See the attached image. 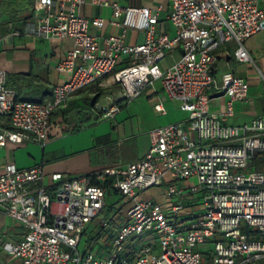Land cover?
<instances>
[{
	"label": "built area",
	"instance_id": "obj_1",
	"mask_svg": "<svg viewBox=\"0 0 264 264\" xmlns=\"http://www.w3.org/2000/svg\"><path fill=\"white\" fill-rule=\"evenodd\" d=\"M86 1L33 0L31 31L72 41L57 65L65 79L46 101L22 99L7 86V71L0 68V146L44 145L53 131V114L72 94L102 79L104 86L120 88L106 94L109 107H100L108 115L160 80L167 96L188 117L153 128L149 149L136 161L72 177L57 172L53 184L46 183L41 164H7L0 172V222L9 218L24 231L14 238L0 228V264L263 261L264 239L255 235L264 234V115L230 123L237 103L247 101L250 83L233 71L218 77L215 66L232 44L238 61L257 66L246 41L264 30V0H166L174 35L158 33L162 7L93 0L111 8L110 23L124 30L103 41L91 27H103L107 20L84 16L80 8ZM128 29L144 31L143 41L127 42ZM178 48L180 56L165 66V59ZM222 97L226 101L221 108L212 109V101ZM155 109L166 112L162 103ZM155 186H166L160 200L140 197ZM110 189L125 204L133 203L120 208L116 230L103 234L112 223L103 213ZM94 222L97 239L83 243V234ZM123 251L127 257H120ZM204 251L209 253L206 259Z\"/></svg>",
	"mask_w": 264,
	"mask_h": 264
},
{
	"label": "crops",
	"instance_id": "obj_2",
	"mask_svg": "<svg viewBox=\"0 0 264 264\" xmlns=\"http://www.w3.org/2000/svg\"><path fill=\"white\" fill-rule=\"evenodd\" d=\"M116 1L125 7H162L158 33L175 34L173 24L167 19L169 4L166 0ZM32 2L33 0H0V68L7 71V86L14 89L19 98L46 101L51 98L54 86L65 79V73L59 71L57 65L71 49L72 41L33 33L30 29L35 23ZM262 5L264 6V1ZM80 11L91 20L99 17L107 20L103 27H91V32L100 41L111 34L124 33L121 26L110 23L111 8L87 0ZM253 36L246 41V46L256 58L257 66L238 61L234 56L233 44L223 53V57L241 63V68L245 70L225 72L233 71L238 76L247 78L250 83L247 101L237 103L235 115L228 120L232 124H243L264 115V81L261 79V72L264 73V46H256L251 40ZM144 37L145 32L141 30L128 29L125 32L126 41L129 43H140ZM181 51V48L176 49L173 55L165 59L164 65H171L174 59L180 56ZM219 61L220 59L215 66V72L219 69ZM106 79L111 81L110 78ZM101 81L103 79L72 94L67 104L53 114V131L44 145L34 142H9L4 147L0 146V172L7 164H14L18 168L41 164L46 183L53 184V174L57 172L72 177L96 172L111 164L125 165L138 160L147 152L150 146V131L153 128L188 117V112L180 109L178 103L167 96L160 80L148 86L133 100L122 101V106L115 114L102 113L99 111V99L111 90H117L119 86L106 87ZM98 92L102 94L96 99ZM215 100L219 102L214 104L212 109L219 110L226 97L213 101ZM157 103H162L165 113L155 109ZM89 113L90 118L81 129H72L74 124L85 120ZM64 119L68 120L70 125L64 124ZM63 127L72 130L68 131ZM177 183L187 185V182L182 180ZM164 188L166 189V186ZM165 189L159 194L147 190L142 192L140 197L160 200ZM111 194L119 195L117 191L110 189L107 196ZM117 202L113 201L118 204L113 212L104 214L119 226L120 208L132 204L133 201L122 205ZM0 228L12 234L14 238H18L24 231L14 220L5 217L1 218Z\"/></svg>",
	"mask_w": 264,
	"mask_h": 264
},
{
	"label": "rangeland",
	"instance_id": "obj_3",
	"mask_svg": "<svg viewBox=\"0 0 264 264\" xmlns=\"http://www.w3.org/2000/svg\"><path fill=\"white\" fill-rule=\"evenodd\" d=\"M251 40L256 46H264V31L259 32L258 34L256 33V35H254ZM218 68H219L218 71L215 72V74L218 77H220L226 70H236V71H244L245 72V70L241 68V63H238L235 60H227L226 57H223L220 59ZM92 87L94 88V86H92ZM119 89L120 88L117 87L118 91H119ZM117 90H115V91L117 92ZM119 98H120V96L117 94L116 99H119ZM172 101H174V100H172ZM174 102H176V101H174ZM217 102H219V100L213 101L212 106L214 104H216ZM110 104H111L110 100L106 96L101 97L99 99V107L107 108V107H109ZM233 172L238 173L239 171L234 169ZM163 189H165L164 186H160V187L155 186V187L150 188L149 190H150V192H154V193L159 194L163 191ZM206 193H208V192L206 191ZM113 201H118L117 203H119V205L124 204V199H123V197H121L120 194L118 196H113V194L108 195L107 199H106V205L103 209V213L109 214V213L113 212V210L116 209V205H118V204L113 203ZM116 228H117L116 224L114 222H112L102 233L103 234L111 233V232L115 231ZM251 230L257 232V228L254 226L251 227ZM98 232H99V230H98V227L96 226V222H95L93 224V226L90 227L88 229V231L83 234V243L90 244L94 239H97V233ZM255 238H263L264 239V234L256 233ZM107 246H108L109 251H111L112 246H113V241L109 240L107 242ZM203 250H204V248H203ZM120 257H127V251L121 252ZM208 257H209V253H206L204 251V258L206 259ZM10 264H19V263L18 262H11ZM205 264H207L206 261H205ZM257 264H264V260L258 262Z\"/></svg>",
	"mask_w": 264,
	"mask_h": 264
},
{
	"label": "trees",
	"instance_id": "obj_4",
	"mask_svg": "<svg viewBox=\"0 0 264 264\" xmlns=\"http://www.w3.org/2000/svg\"><path fill=\"white\" fill-rule=\"evenodd\" d=\"M101 94H102V92H98L97 93V95H96V99H98L100 96H101ZM122 106V104L120 105V107ZM100 112H102V113H105L104 112V110L103 109H101L100 108V110H99ZM90 113L87 115V118L85 119V120H82L81 122H79L78 124H74L73 125V127L74 128H72V129H74V130H77V129H81L84 125H85V123H86V121L90 118ZM64 124L66 123V124H68V125H70L69 124V121L68 120H66V119H64V122H63ZM65 130H68L69 128H67V127H63ZM72 129H69V130H72ZM68 130V131H69Z\"/></svg>",
	"mask_w": 264,
	"mask_h": 264
},
{
	"label": "water",
	"instance_id": "obj_5",
	"mask_svg": "<svg viewBox=\"0 0 264 264\" xmlns=\"http://www.w3.org/2000/svg\"><path fill=\"white\" fill-rule=\"evenodd\" d=\"M220 58H222V57L220 56ZM216 95H220V94H216Z\"/></svg>",
	"mask_w": 264,
	"mask_h": 264
}]
</instances>
